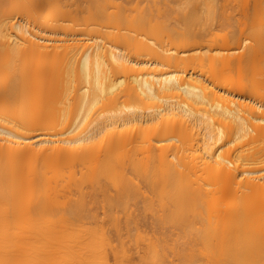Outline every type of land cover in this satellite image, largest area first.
<instances>
[{"label":"bare ground","instance_id":"bare-ground-1","mask_svg":"<svg viewBox=\"0 0 264 264\" xmlns=\"http://www.w3.org/2000/svg\"><path fill=\"white\" fill-rule=\"evenodd\" d=\"M260 61L264 0H0V264H264Z\"/></svg>","mask_w":264,"mask_h":264},{"label":"rangeland","instance_id":"rangeland-1","mask_svg":"<svg viewBox=\"0 0 264 264\" xmlns=\"http://www.w3.org/2000/svg\"><path fill=\"white\" fill-rule=\"evenodd\" d=\"M75 21L77 23H79V21H77V20H75ZM254 70L255 71L253 73L256 76L255 79H251L250 77L246 76V77L242 78L241 81H239V84L244 86V89L248 92V94H250V95L255 94L257 97H259L264 102V84H263V86H261V85H259V82H258V79H259L261 73L264 71V61L258 62L257 66L254 68ZM231 75L233 77H236L235 73H231ZM129 254L132 258V256L134 255V250H129ZM133 260H136L135 257L133 258Z\"/></svg>","mask_w":264,"mask_h":264}]
</instances>
